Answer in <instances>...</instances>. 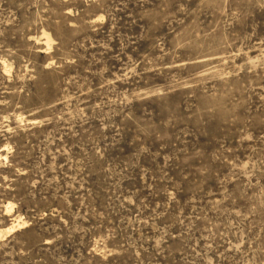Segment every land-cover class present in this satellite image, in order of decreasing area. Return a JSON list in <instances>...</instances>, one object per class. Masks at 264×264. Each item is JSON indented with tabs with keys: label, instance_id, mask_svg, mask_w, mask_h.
Wrapping results in <instances>:
<instances>
[{
	"label": "rangeland",
	"instance_id": "1",
	"mask_svg": "<svg viewBox=\"0 0 264 264\" xmlns=\"http://www.w3.org/2000/svg\"><path fill=\"white\" fill-rule=\"evenodd\" d=\"M0 264H264V0H0Z\"/></svg>",
	"mask_w": 264,
	"mask_h": 264
}]
</instances>
